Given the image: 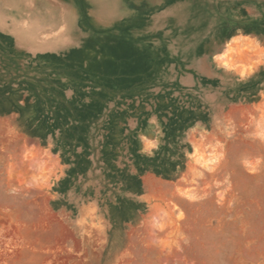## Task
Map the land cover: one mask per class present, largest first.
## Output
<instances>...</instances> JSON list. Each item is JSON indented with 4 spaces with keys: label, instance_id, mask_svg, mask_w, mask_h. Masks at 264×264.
Wrapping results in <instances>:
<instances>
[{
    "label": "rangeland",
    "instance_id": "374dc122",
    "mask_svg": "<svg viewBox=\"0 0 264 264\" xmlns=\"http://www.w3.org/2000/svg\"><path fill=\"white\" fill-rule=\"evenodd\" d=\"M0 264H264V0H0Z\"/></svg>",
    "mask_w": 264,
    "mask_h": 264
},
{
    "label": "bare ground",
    "instance_id": "6f19581e",
    "mask_svg": "<svg viewBox=\"0 0 264 264\" xmlns=\"http://www.w3.org/2000/svg\"><path fill=\"white\" fill-rule=\"evenodd\" d=\"M45 34V33H44ZM44 36H46V35H44Z\"/></svg>",
    "mask_w": 264,
    "mask_h": 264
},
{
    "label": "crops",
    "instance_id": "0c3cea01",
    "mask_svg": "<svg viewBox=\"0 0 264 264\" xmlns=\"http://www.w3.org/2000/svg\"><path fill=\"white\" fill-rule=\"evenodd\" d=\"M40 33H41V32H40ZM42 33H43V32H42ZM42 33H41V34H42Z\"/></svg>",
    "mask_w": 264,
    "mask_h": 264
}]
</instances>
